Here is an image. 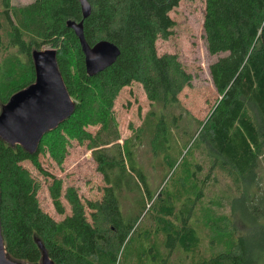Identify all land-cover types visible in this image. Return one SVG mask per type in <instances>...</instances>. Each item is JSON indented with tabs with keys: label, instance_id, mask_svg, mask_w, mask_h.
Here are the masks:
<instances>
[{
	"label": "trees",
	"instance_id": "trees-1",
	"mask_svg": "<svg viewBox=\"0 0 264 264\" xmlns=\"http://www.w3.org/2000/svg\"><path fill=\"white\" fill-rule=\"evenodd\" d=\"M86 1L90 13L83 18L78 0H0V112L12 94L35 82L32 52L43 46L54 49L73 102L33 152L0 138L5 257L19 264H41L43 252L52 264H264L257 259L264 255V225L243 230L235 220L264 214L263 202L252 204L243 187L258 182L264 157V0H204L205 47L218 56L208 73L218 97L201 120L178 99L191 75L176 54L155 49L172 34L169 12L180 0ZM67 20L82 21L90 46L113 43L119 49L114 63L88 76ZM133 83L150 108L119 144L113 103ZM72 141L91 151L102 176L98 199L82 200L72 186L61 193L62 181L40 164L39 156H48L61 166ZM143 147L148 175L136 159ZM24 161L50 179L56 213L64 214L63 198L69 215L55 221L42 211L39 183ZM221 176L231 188L212 195Z\"/></svg>",
	"mask_w": 264,
	"mask_h": 264
},
{
	"label": "rangeland",
	"instance_id": "rangeland-1",
	"mask_svg": "<svg viewBox=\"0 0 264 264\" xmlns=\"http://www.w3.org/2000/svg\"><path fill=\"white\" fill-rule=\"evenodd\" d=\"M31 1L10 0V3L25 5ZM204 8V0H180L178 5L169 12V17L174 21L172 34L166 40L158 39L155 42L158 55L163 53L176 54L185 72L191 75V86L183 89L179 93L178 99L180 104L199 120L204 118L218 97L208 73V66L218 56L208 54L205 47L202 30ZM42 48L48 47L43 46ZM149 108L150 103L139 84L133 83L119 92L113 103V110L118 122L120 140L117 142L119 144L124 139L129 138L132 131L140 126ZM88 130L94 133L96 128H88ZM149 158L146 147L137 150V164L146 170L145 174L149 172L146 164ZM39 161L43 169L62 181L61 193L66 187L72 186L77 190L82 200L100 198V189L103 186L102 176L96 171V164L91 157V151L87 150L85 145H79L72 141L61 166H57L48 156H39ZM21 165L39 183L40 187L36 197L42 211L55 221H60L64 216L69 215V206L63 198H61V203L64 207V214L59 215L54 210L48 193L50 179L40 175L28 161L22 162ZM257 174L258 182H251L249 185H245V183L243 187L244 191L251 195L252 204L256 205L263 202L264 207V157L259 161ZM218 178L219 180L215 182V188L211 191L212 195H216L221 189L224 191L226 188H231V184L228 182L230 179L227 176ZM149 180L151 183L157 182L158 174L152 173ZM245 186H250L249 190ZM204 193L205 195L208 194L206 191ZM236 211L240 214L238 210ZM235 220L239 228L244 230L247 225L255 223L264 225V214L251 215L245 213L239 216V220L238 217ZM263 258L264 255L262 258L258 256L257 259L263 261Z\"/></svg>",
	"mask_w": 264,
	"mask_h": 264
},
{
	"label": "water",
	"instance_id": "water-1",
	"mask_svg": "<svg viewBox=\"0 0 264 264\" xmlns=\"http://www.w3.org/2000/svg\"><path fill=\"white\" fill-rule=\"evenodd\" d=\"M78 1L82 17L86 18L90 6L86 0ZM66 26L74 31L79 41L88 76H94L114 63L119 49L113 43L100 40L90 46L83 36L82 21L67 20ZM32 58L35 82L12 94L0 112V138L29 152L35 151L43 133L59 125L73 109L56 65L54 49L33 51ZM0 264H19L5 257L1 234ZM41 264H52L44 252Z\"/></svg>",
	"mask_w": 264,
	"mask_h": 264
}]
</instances>
